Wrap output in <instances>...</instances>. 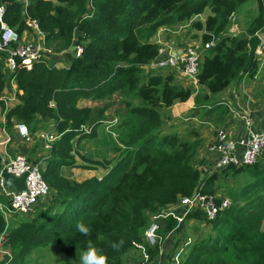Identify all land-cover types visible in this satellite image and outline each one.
I'll use <instances>...</instances> for the list:
<instances>
[{"label":"trees","instance_id":"obj_1","mask_svg":"<svg viewBox=\"0 0 264 264\" xmlns=\"http://www.w3.org/2000/svg\"><path fill=\"white\" fill-rule=\"evenodd\" d=\"M246 1L26 0L24 4L22 0H0L5 5V22L19 35L27 29L26 19H34L48 46L54 44L57 52L72 43L82 47L80 55H74L64 67L43 61L29 69L18 67L13 75L17 103L5 113L8 129L15 119L34 132L50 118L60 135L41 169L54 193L52 203L36 208L32 219L7 228L0 213V234L6 232L3 244L13 255L17 250L27 253L30 246L49 244L73 254L93 244L107 256V264H124L133 243L142 242L151 214L198 189L216 195L219 173L202 177L194 164L199 141L160 133V108L187 100L192 91L175 82L171 71L148 67L160 47L152 37L158 27L187 22L209 8L203 22L191 20V27L202 31L201 42H213L204 49L196 76L206 90L196 98L205 102L208 93H219L242 75L256 72L254 61L245 71L242 67L248 55L247 36L264 32V0H257L258 14L245 33L229 32L231 17ZM5 56L0 51V96L6 82L1 69ZM116 92L133 117L123 140L126 154L102 177L81 181L65 177L61 167L75 163L71 140L79 139V134L91 135L80 128L89 121L91 108L78 105V100L103 99ZM0 107L4 109L1 100ZM222 171L233 175L247 172L253 180L239 192L228 193L230 204L213 219L194 210L180 223L172 216L160 221L162 237L181 230L185 220L210 226L209 234L198 236L187 246L180 264H264V151L251 165ZM214 200L221 203L219 196ZM80 222L90 228L89 236L78 232ZM120 239L123 246L112 250L109 245ZM157 249H148L151 258ZM4 258L0 264L7 260L6 254Z\"/></svg>","mask_w":264,"mask_h":264},{"label":"built area","instance_id":"obj_2","mask_svg":"<svg viewBox=\"0 0 264 264\" xmlns=\"http://www.w3.org/2000/svg\"><path fill=\"white\" fill-rule=\"evenodd\" d=\"M25 3L26 1H24ZM4 11L5 5L0 3V51L6 54L1 62L5 69L6 78L13 81L14 72L18 67L29 69L37 62L51 63L54 51L45 42L44 36L22 43L20 41L21 35L5 22ZM25 22L27 30L41 36L43 35L36 20L26 19ZM256 34L260 37V42L255 53L264 55V32ZM212 43L204 44L202 48L194 44L187 45L180 50L179 54L175 50L169 49L166 57L162 56L163 48H159L157 57L149 63L148 67L155 68L179 64L184 75L195 79L199 72L203 48L212 45ZM81 51L82 47L75 44L73 55L79 56ZM16 56L20 58L19 62L15 61L14 57ZM15 98L0 96V100L4 103L8 100H15ZM244 126V133L237 137L231 136L224 129L216 132L208 146V150L214 156L211 162L213 168L208 170L209 173L222 171L230 166L242 167L251 165L260 158L264 151V116L261 117L257 124L246 116ZM13 132L19 141L32 142L34 139H38L47 152L51 150L52 143L58 137L54 130L45 128L36 130L32 134L28 125L20 120L14 122ZM12 142L13 137L10 133H7L3 124L0 131V213L5 222L17 216L33 214L39 203L50 192V187L41 174L42 163L45 158L36 157L32 160L22 152L10 153L8 147ZM4 172L15 176H20L26 172L25 189L18 192L14 187H9L2 176ZM215 197H218L217 194H204L198 189L190 196L180 198L177 203L151 214L150 221L142 234V242L133 243L135 248L140 249L141 254L139 259L131 264H151L152 258L148 249L158 247L161 244L162 235L159 234L160 221H163L166 217L172 216L180 223L189 212L200 210L209 219H213L221 209L230 204V200L225 197H220L221 203L217 204L214 200ZM189 244L190 241L188 240L186 245ZM184 251V244H182L177 250L171 252L170 258L165 260L163 264H180Z\"/></svg>","mask_w":264,"mask_h":264},{"label":"crops","instance_id":"obj_3","mask_svg":"<svg viewBox=\"0 0 264 264\" xmlns=\"http://www.w3.org/2000/svg\"><path fill=\"white\" fill-rule=\"evenodd\" d=\"M22 1L24 2L26 0H22ZM235 14L236 12L233 15ZM200 15H205V14L202 13ZM200 15L193 16V17H198ZM204 19L200 21L203 22ZM189 21L177 22L171 25H165L164 27H161L158 29L155 36L152 37V40L159 44L160 46L159 48H163L164 52L162 56L166 57L169 49L175 50L177 52V51L184 49L187 45H191V44H194L195 46L201 45L202 42L199 38L201 36L200 34L202 31H198L195 28L193 29L196 30V34H195L196 36H192L194 40L188 39V37H184L183 35L177 36V34H179L178 29H182L184 26H187ZM234 21L231 24V27L229 28V32L232 35H238L239 30ZM176 24H178V28H175ZM242 33H245V30L242 31ZM43 36L44 35L41 36L33 31L26 29L21 34L20 41L22 43L28 42V41L30 42V41L39 39ZM73 45L75 46V44ZM69 48H68V51L70 54H72L71 56H69L70 58H68L67 55H65L63 58L62 54H59L57 52V55L56 56L54 55L52 57L50 61L51 63H47V64L51 65L52 63H54L55 61L59 59H61L65 64H68L71 61L72 56H74L73 50ZM203 51H204V48H203ZM203 51H202V55H203ZM253 61L255 62V65H256L255 74L253 76H250L248 75V73H246L242 75V77L239 80L233 81V84H230L226 89L221 91L223 92L222 96L219 97V101L216 102L214 106L205 104V102L200 99V96H199V100H197L196 95L198 93H206V90L202 88L201 86H199L196 78L194 79V78L184 75V73L182 72L181 65L179 64L175 66L166 65V66L154 68L155 70H161V72L171 71L173 73L175 82L190 88V90L192 91V95L187 100L182 101V102H176L170 107L160 108V113L162 115V124L160 128V133H176L181 139H185V140L189 139L190 141H199L196 156H195L196 159L194 158V164L196 166L199 164L200 168L203 170L202 172L204 173L208 172L209 170L208 167H206L205 163L207 161L211 163L212 159L214 158L213 154L208 150V146L218 130L224 129L233 137L241 136L245 131L244 119L246 116L250 117L256 124L261 119V117L264 116V97L254 96V94L256 93H261V92L264 93V55L254 53L252 62ZM1 69H2V72L5 74V69L3 67L2 62H1ZM16 91H17V88H16L15 82L10 81L8 78H6L5 86L1 93V96L7 97V98L8 97L15 98ZM116 93L120 94V92H116ZM209 95L210 93H208V96ZM119 96H121V94ZM16 100L17 99L15 98V100H10V101L8 100L5 103L1 100V102L4 105V109L2 110L0 107V131L4 124V126L6 127L7 133H10L13 137V142L8 147V151L10 153L20 152L19 149H22V148H20L18 144L22 145V143H31V142L19 141V139L16 137V135L13 132V124L16 121L15 119L11 120L12 126H10L9 129L7 127L5 113L7 112V110L12 108L17 103ZM88 100L90 99L80 98L78 100V105L91 107V102H89ZM109 104L110 106H112L111 102H109ZM112 108L113 106L108 110L106 115H112V112H113ZM112 117L113 116L109 117V119H111ZM233 121H238V126L233 125ZM42 124L38 126V128L35 129V131L39 129H43V128L54 130L53 123L50 122L49 119H45L44 123ZM109 124L111 125L113 124V122L108 123L107 126ZM110 127H112V125ZM100 128H101L100 126L97 128L98 132H96L95 134L96 138H99L98 135L99 136L103 135V132ZM34 132H32V134ZM35 140H38V139H34V141ZM84 143H85V140H83L79 145H83ZM41 150L45 153L43 154V153L37 152L35 156L33 157L34 158L35 157L45 158L42 163V168H43L44 163L46 161V157L49 155V153H47V151L43 149ZM78 171H81L80 173H82L83 175V178H81V180H84L90 176L100 175L102 169L100 168V166L95 165L91 169H88L87 167H85V168H81ZM65 177L69 179H73L72 172L70 175H67ZM173 236H174V231L166 233L163 236L164 239H162L161 244L158 246L157 253L151 259V264H163L165 260H168L170 258V254L173 249V244H172ZM49 245H52V244H49ZM140 254H141L140 249H137L135 247L132 248L126 254L124 258V264H131L132 262L137 261Z\"/></svg>","mask_w":264,"mask_h":264},{"label":"rangeland","instance_id":"obj_4","mask_svg":"<svg viewBox=\"0 0 264 264\" xmlns=\"http://www.w3.org/2000/svg\"><path fill=\"white\" fill-rule=\"evenodd\" d=\"M203 13L205 15L193 17L192 21L197 20V19L203 20L205 16L210 14L209 8H206V10ZM257 14H258L257 0H247L246 2H244L243 4L239 6L238 10L236 11V14L233 15V17H231V21L233 23V21L235 20L234 22L239 30L238 33L240 34L242 33V31H244L247 28V26L251 23V21L256 17ZM191 23L192 22L190 20L187 26H184L182 29H178L179 34H177V36L183 35L184 37H188V39L194 40L192 36H195L196 30L193 29V27H191ZM161 27H164V26L158 27L156 32ZM175 28H178V24L175 25ZM199 39L201 40V38ZM49 45L53 49L54 55L56 56L57 55V51L55 50L56 47L52 43ZM200 46L202 48V46L204 47V44L201 43ZM58 53L62 54L63 58L65 55H67L68 58H70L69 56L72 55L69 53L68 48ZM51 65L56 66V67H63L66 64L61 59H59L55 61L54 63H52ZM231 84H233V82ZM222 93L223 92L210 94L209 98L205 101V104L214 106L216 102L219 101V97L222 96ZM119 95H120L119 93H115L103 99L88 100L89 102H91L90 119L85 125H81L80 128L83 133L85 134L89 133L91 135L83 136L82 134H79L80 135L79 139L74 137L71 140L72 151L70 152V154L73 156L75 163L73 167H61V170H62L61 172L65 176L70 175L72 172L73 179L75 180L78 179L77 181H79L81 180V178H83V175L82 173H80L81 171H78V170H80L81 168H85V167H87L88 169H91L93 166L97 165V166H100L102 171L100 175H97V176L94 175V177H98V178L102 177L106 175L109 172V170L113 167V165L119 162V160L126 154L127 149L124 147L125 145H124L123 140L125 139L127 128L129 127L130 123L133 122L132 121L133 117L129 115L128 109L121 102L122 97ZM254 96L264 97V93L262 92L256 93L254 94ZM108 101L111 102L113 106L112 115H106L108 110L112 107L110 106ZM111 116L113 117L109 119V117ZM47 119H49L50 122H52L53 126L55 127L54 119H50V118H47ZM110 122H113V124H111L112 127H110L111 126L110 124L107 126V124ZM233 125L238 126V121H233ZM99 126L101 127L100 129L102 130L103 135L102 136L98 135L99 138H96L95 134L96 132H98L97 128ZM59 136L60 135H58L57 139L59 138ZM83 140H85V143L83 145H79ZM187 141H190V140L188 139ZM18 146L22 148V149H19L20 152L26 154L29 157V159H32V160L36 158V157L34 158L33 156H35L37 152L43 153V154L45 153L41 150V149L44 150V148H43V145H41V141L39 140H35L34 142H31V143H22V145L18 144ZM205 164H206V167H208V169L211 170L213 168L210 162L207 161ZM197 167L201 170V172L203 171L200 168L199 164L197 165ZM217 172L219 173V178H218L216 186H219V188L217 189L216 194L217 196L221 198L225 197L229 199L230 202H231V199L228 193H230L231 191L239 192L240 189L247 182H250L253 180L248 175L247 172H241L236 175L231 174L229 171H217ZM207 173L209 172H205V173L202 172V177L205 176ZM90 177H93V176H90ZM53 197H54V193L51 190L48 193V195L40 202L37 209L41 206H46V205L51 204ZM33 216H34V213L30 215L14 217L8 220V222H5L6 228L10 227L12 223L17 224L21 222L22 219H32ZM261 228L264 231V218L261 223ZM210 232H211L210 226L205 224L204 222H199V221H194V220H185L182 229L178 230L172 238L173 242H175L174 243L175 245H173L174 250L178 249L182 244H184L185 251H184L181 261H183V259L185 258L189 250L188 249L189 246L186 245V242L189 240L190 243H192V241L195 240L198 236H206ZM4 233L0 234V262H3V260L5 259L4 258L5 254L7 255V260L2 264H81L80 256L83 251L76 252L73 254H65L62 251H60L57 245L55 244H52V245H49V247L47 246L43 248H38L36 246H30L27 253L22 254V252H19L17 250L16 251L17 255L15 254L16 255L15 256L11 253L10 249H8L3 244ZM162 239H164V237H162ZM18 253H21V254H18Z\"/></svg>","mask_w":264,"mask_h":264},{"label":"clouds","instance_id":"obj_5","mask_svg":"<svg viewBox=\"0 0 264 264\" xmlns=\"http://www.w3.org/2000/svg\"><path fill=\"white\" fill-rule=\"evenodd\" d=\"M76 227L80 234L84 236L90 235V228L84 223H77ZM123 244L124 240L120 239L118 241L112 242L109 247L114 251H119ZM80 261L81 264H107V256L102 250L98 249L93 244H88L80 256Z\"/></svg>","mask_w":264,"mask_h":264},{"label":"water","instance_id":"obj_6","mask_svg":"<svg viewBox=\"0 0 264 264\" xmlns=\"http://www.w3.org/2000/svg\"><path fill=\"white\" fill-rule=\"evenodd\" d=\"M259 42H260V37L256 33L247 37L248 55H247L246 62L244 64V66L242 67V71H245L248 67H250V65L252 63L253 55L256 52V48H257ZM70 48H71V50H74V45H71ZM176 53L179 54L180 51H177ZM14 59L16 62L20 61V58L17 56L14 57ZM26 174L27 173L25 172L20 176H15L13 174L4 172L2 174V176L4 177L5 182L7 183V185L9 187H14L16 189V191L20 192V191H23L25 189Z\"/></svg>","mask_w":264,"mask_h":264}]
</instances>
